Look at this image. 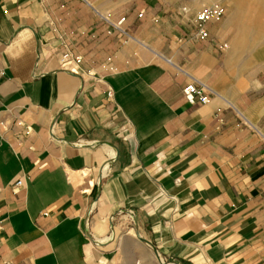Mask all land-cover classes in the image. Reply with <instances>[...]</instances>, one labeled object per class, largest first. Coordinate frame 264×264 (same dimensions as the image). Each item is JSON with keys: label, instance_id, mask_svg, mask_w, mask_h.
Segmentation results:
<instances>
[{"label": "crops", "instance_id": "0c3cea01", "mask_svg": "<svg viewBox=\"0 0 264 264\" xmlns=\"http://www.w3.org/2000/svg\"><path fill=\"white\" fill-rule=\"evenodd\" d=\"M195 12L0 0V264H264V83Z\"/></svg>", "mask_w": 264, "mask_h": 264}, {"label": "rangeland", "instance_id": "374dc122", "mask_svg": "<svg viewBox=\"0 0 264 264\" xmlns=\"http://www.w3.org/2000/svg\"><path fill=\"white\" fill-rule=\"evenodd\" d=\"M171 7L180 11L186 7L191 15L204 6L217 2L224 8L219 20L210 22L212 27L225 25L226 33L219 48L224 49L228 59V45L234 38L239 58L235 70L229 73L230 80L239 90L247 89L257 77L264 83V0H167ZM195 12V13H196ZM235 36V37H234Z\"/></svg>", "mask_w": 264, "mask_h": 264}, {"label": "built area", "instance_id": "2783aa9c", "mask_svg": "<svg viewBox=\"0 0 264 264\" xmlns=\"http://www.w3.org/2000/svg\"><path fill=\"white\" fill-rule=\"evenodd\" d=\"M188 12L186 7L181 8V13L185 15ZM224 14V8L219 3H213L207 6H204L202 9L197 11L193 17V25L195 27V34L198 39H207L210 36L208 30V24L212 21L219 20ZM141 15V14H140ZM106 20L111 22V18L109 16L105 17ZM125 21V17L122 16L116 22H112V24L119 30H122L123 22ZM70 56L68 53H65L62 57V63L65 64L70 60ZM80 57H76L75 60L78 61ZM211 87L204 82L201 81H191L189 82L183 89V93L185 98L192 104H195L197 101L202 103H207L209 101L208 92L211 91ZM109 96L111 93L109 92ZM22 185V180H17L15 186Z\"/></svg>", "mask_w": 264, "mask_h": 264}, {"label": "water", "instance_id": "95a60500", "mask_svg": "<svg viewBox=\"0 0 264 264\" xmlns=\"http://www.w3.org/2000/svg\"><path fill=\"white\" fill-rule=\"evenodd\" d=\"M137 233H138V237H139L142 241L148 243L149 245H151V246L154 248L153 244H152L149 240L143 238V237L140 235L139 232H137ZM154 251H155V253L158 255V251H157V249L154 248ZM158 256H159V255H158ZM162 263H163V262H162Z\"/></svg>", "mask_w": 264, "mask_h": 264}, {"label": "bare ground", "instance_id": "6f19581e", "mask_svg": "<svg viewBox=\"0 0 264 264\" xmlns=\"http://www.w3.org/2000/svg\"><path fill=\"white\" fill-rule=\"evenodd\" d=\"M213 3H217V2H213ZM232 46V45H231Z\"/></svg>", "mask_w": 264, "mask_h": 264}]
</instances>
